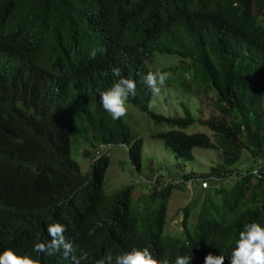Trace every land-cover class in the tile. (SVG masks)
I'll return each mask as SVG.
<instances>
[{"label": "trees", "instance_id": "1", "mask_svg": "<svg viewBox=\"0 0 264 264\" xmlns=\"http://www.w3.org/2000/svg\"><path fill=\"white\" fill-rule=\"evenodd\" d=\"M155 55L177 63L151 66ZM113 68L136 83L126 102L168 124L150 134L164 148L184 159L193 146L219 150L222 161L200 178L231 177L242 149L253 162L264 151V0H0V253L72 264L62 251H33L37 234L48 242L47 226L59 222L88 254L82 264L145 247L169 264L178 256L205 264L209 253L230 264L245 225L264 227V163H250L227 185L199 187L195 222L186 227L193 199L181 208L179 232L164 223L170 179H147V192L136 191L140 204H132L131 184L105 190L110 144L126 145L136 171L142 149L125 116L113 120L100 103L119 79ZM158 69L183 91L206 95L217 114L198 120L184 103L178 114L150 110L144 77ZM73 150L89 156L86 171Z\"/></svg>", "mask_w": 264, "mask_h": 264}, {"label": "rangeland", "instance_id": "2", "mask_svg": "<svg viewBox=\"0 0 264 264\" xmlns=\"http://www.w3.org/2000/svg\"><path fill=\"white\" fill-rule=\"evenodd\" d=\"M176 63L177 60L171 55H155L149 65L152 66L153 64L165 67ZM167 72L171 74L170 71ZM183 74L186 75L187 72ZM183 90L182 87L175 84L174 80H167L161 89L160 95L151 97L149 103H153V110L165 114L181 113L180 104L184 103L194 116H199L198 120L208 115L217 114V111L209 103L206 95L200 92L189 93ZM126 108V121L138 131V135L142 139L140 169L136 171L130 166L125 144L111 143L107 149L108 165L104 173L103 188L105 190L118 189L125 184H131L133 186L132 204H140V197L138 198L139 201L134 203V199H137L136 191L141 192V195L147 192L149 189L148 184H150L147 179L150 178L152 182L155 176L156 178L160 176L156 182L160 186L166 179H170L176 185L173 184L170 187L169 197L166 198L167 203L164 214L165 227L171 228L175 232L181 231V220L183 217L181 208L188 200L196 199L193 208L185 219L186 227L188 226L190 228L195 222L204 193L203 189H198L201 187L200 180L203 179L200 178L202 176L200 174L208 172L216 162L222 161L219 150L210 147L193 146L191 149L192 157L190 159L175 156L170 150L163 147L161 138L150 135L152 132L167 128L168 124L154 123L144 111L128 102H126ZM193 127L210 133V129L205 124L194 123L190 128ZM73 155L77 159L81 171H86L89 168V156H82L79 153L76 154L75 150H73ZM252 162L253 160L249 156L248 150L242 149L238 161L233 165L237 169L234 175L231 177H221V180L219 178L210 181L207 180V185L202 188L208 187L210 183L211 185L219 184V182L223 185L229 184L237 175H242L245 167ZM188 171H193L195 178H189L183 181L182 175ZM198 190L200 193L196 195Z\"/></svg>", "mask_w": 264, "mask_h": 264}, {"label": "clouds", "instance_id": "3", "mask_svg": "<svg viewBox=\"0 0 264 264\" xmlns=\"http://www.w3.org/2000/svg\"><path fill=\"white\" fill-rule=\"evenodd\" d=\"M97 50L90 52V58H95ZM113 75L119 79L106 91L99 93L100 103L103 109L109 113L113 120H119L127 115L126 101L129 96H135L136 83L131 78L121 76L119 68H113ZM170 73L161 70L148 72L144 77V82L151 90L153 96H159L162 87L170 78ZM153 103H149L151 110ZM66 228L61 223H53L47 226V232L51 238L48 242H40L37 234V242L33 251L37 253L47 252L49 255L62 251L66 258H71L72 264H82L88 260V254L73 244L70 239H66L64 233ZM79 252V255H77ZM192 256H178L175 264H190ZM0 264H38L29 256H19L13 250L6 249L0 253ZM95 264H169L167 258L158 260L153 256L148 248L132 249L122 255H117L115 260L111 254L98 259ZM205 264H225L224 255L214 256L209 253L205 257ZM230 264H264V227L257 222L245 225L243 231L239 233V239L230 255Z\"/></svg>", "mask_w": 264, "mask_h": 264}, {"label": "built area", "instance_id": "4", "mask_svg": "<svg viewBox=\"0 0 264 264\" xmlns=\"http://www.w3.org/2000/svg\"><path fill=\"white\" fill-rule=\"evenodd\" d=\"M254 162H255L256 165H260V164L264 163V151L262 152V154L257 155L255 157ZM251 173H253L255 175H258L257 166H254V167L251 168ZM206 185H207L206 179H202L200 181V186L201 187H205Z\"/></svg>", "mask_w": 264, "mask_h": 264}]
</instances>
